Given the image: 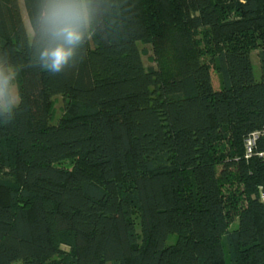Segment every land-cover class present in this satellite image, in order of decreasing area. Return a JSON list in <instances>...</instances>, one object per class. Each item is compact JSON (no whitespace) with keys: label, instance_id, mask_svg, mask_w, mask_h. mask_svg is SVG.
<instances>
[{"label":"trees","instance_id":"obj_1","mask_svg":"<svg viewBox=\"0 0 264 264\" xmlns=\"http://www.w3.org/2000/svg\"><path fill=\"white\" fill-rule=\"evenodd\" d=\"M49 3L0 0V264H264V0H86L61 73Z\"/></svg>","mask_w":264,"mask_h":264},{"label":"clouds","instance_id":"obj_2","mask_svg":"<svg viewBox=\"0 0 264 264\" xmlns=\"http://www.w3.org/2000/svg\"><path fill=\"white\" fill-rule=\"evenodd\" d=\"M30 35L35 37L32 28V13L27 9ZM41 24L44 34L51 43L41 53L43 70L61 73L69 67L76 46L84 37V28L89 23V11L86 0H50L47 8L41 12ZM15 74L0 69V109L11 112L22 103V94L17 82L12 83Z\"/></svg>","mask_w":264,"mask_h":264},{"label":"rangeland","instance_id":"obj_3","mask_svg":"<svg viewBox=\"0 0 264 264\" xmlns=\"http://www.w3.org/2000/svg\"><path fill=\"white\" fill-rule=\"evenodd\" d=\"M21 7L23 9V12L25 14L27 23H28V17H27V12L24 6V2L21 1ZM30 31V29H29ZM141 48H146L148 49V53L143 55V59L144 62L146 64V66H155V62L151 60L152 56H153V51H152V47L151 45H144L142 43H139ZM259 51L255 50L252 52L251 56H252V62H253V66H254V72H255V76L257 79L261 78V64H260V58L258 55ZM213 75V82L216 88L219 87V81H218V76L215 72H212ZM54 100V109H53V116H52V120L51 123L52 124H56L59 119L61 118L63 112H64V107H65V100L61 95L55 96L53 98ZM13 264H22L21 261H17L14 262Z\"/></svg>","mask_w":264,"mask_h":264},{"label":"built area","instance_id":"obj_4","mask_svg":"<svg viewBox=\"0 0 264 264\" xmlns=\"http://www.w3.org/2000/svg\"><path fill=\"white\" fill-rule=\"evenodd\" d=\"M256 138H257V134H254L251 138L248 139L247 148L249 154L252 151V146L254 145ZM262 198L264 199V192L262 193Z\"/></svg>","mask_w":264,"mask_h":264}]
</instances>
